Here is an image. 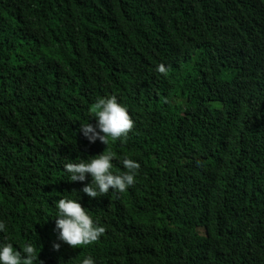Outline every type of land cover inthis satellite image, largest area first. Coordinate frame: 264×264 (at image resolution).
I'll return each instance as SVG.
<instances>
[{
  "label": "trees",
  "instance_id": "trees-1",
  "mask_svg": "<svg viewBox=\"0 0 264 264\" xmlns=\"http://www.w3.org/2000/svg\"><path fill=\"white\" fill-rule=\"evenodd\" d=\"M109 96L133 126L90 143ZM109 149L135 182L90 198L63 164ZM60 196L95 242L52 248ZM0 220L43 264H264V0H0Z\"/></svg>",
  "mask_w": 264,
  "mask_h": 264
},
{
  "label": "clouds",
  "instance_id": "clouds-1",
  "mask_svg": "<svg viewBox=\"0 0 264 264\" xmlns=\"http://www.w3.org/2000/svg\"><path fill=\"white\" fill-rule=\"evenodd\" d=\"M165 74V65L158 64L155 69ZM91 116L95 118V124L84 123L80 126L81 134L90 142L97 139L106 146L110 141H116L127 135L133 126L127 109L117 102L116 97L98 98L91 108ZM114 153L107 151L81 158L69 160L63 164L64 172L69 181L83 182L86 175L90 177L88 183H84L80 191L90 198H96L110 192H123L135 182V176L140 165L137 161L127 156L120 159L119 163L125 171L114 172ZM78 198L60 196L55 201L56 240L52 248L58 250L61 243L70 247L89 245L95 242L104 232V227L96 223L82 207ZM6 224L0 220V232L5 231ZM43 264L38 259L36 247L26 242L22 248L14 249L13 244L7 240L0 242V264ZM80 264H95L91 256H85Z\"/></svg>",
  "mask_w": 264,
  "mask_h": 264
},
{
  "label": "bare ground",
  "instance_id": "bare-ground-1",
  "mask_svg": "<svg viewBox=\"0 0 264 264\" xmlns=\"http://www.w3.org/2000/svg\"><path fill=\"white\" fill-rule=\"evenodd\" d=\"M148 78V77H147ZM229 78V77H228ZM154 79V78H153ZM132 153V152H131ZM130 155V154H129ZM119 162V161H118ZM115 166V165H114Z\"/></svg>",
  "mask_w": 264,
  "mask_h": 264
},
{
  "label": "rangeland",
  "instance_id": "rangeland-1",
  "mask_svg": "<svg viewBox=\"0 0 264 264\" xmlns=\"http://www.w3.org/2000/svg\"><path fill=\"white\" fill-rule=\"evenodd\" d=\"M177 111V110H176Z\"/></svg>",
  "mask_w": 264,
  "mask_h": 264
}]
</instances>
